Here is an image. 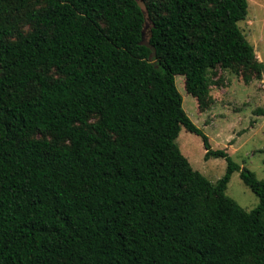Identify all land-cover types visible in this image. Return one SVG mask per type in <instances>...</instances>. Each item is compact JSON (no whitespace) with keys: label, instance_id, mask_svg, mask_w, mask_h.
<instances>
[{"label":"trees","instance_id":"obj_1","mask_svg":"<svg viewBox=\"0 0 264 264\" xmlns=\"http://www.w3.org/2000/svg\"><path fill=\"white\" fill-rule=\"evenodd\" d=\"M248 12L0 0V264H264V179L212 147L176 83L202 104L218 68L260 77ZM183 126L227 160L216 183L180 150ZM235 171L251 210L226 192Z\"/></svg>","mask_w":264,"mask_h":264},{"label":"rangeland","instance_id":"obj_2","mask_svg":"<svg viewBox=\"0 0 264 264\" xmlns=\"http://www.w3.org/2000/svg\"><path fill=\"white\" fill-rule=\"evenodd\" d=\"M239 25L264 63V0H249L248 15ZM242 73L222 68L211 73L210 93L202 104L187 92L184 75H177L176 83L183 95L184 109L208 135L212 147L226 148L242 168L247 167L264 179V72L260 77L253 76L249 83ZM177 144L193 168L213 183L225 174L227 160H206L202 138L184 126ZM226 192L246 210L259 204V197L244 183L240 171L233 173Z\"/></svg>","mask_w":264,"mask_h":264},{"label":"water","instance_id":"obj_3","mask_svg":"<svg viewBox=\"0 0 264 264\" xmlns=\"http://www.w3.org/2000/svg\"><path fill=\"white\" fill-rule=\"evenodd\" d=\"M145 34H146V30H143V37H145Z\"/></svg>","mask_w":264,"mask_h":264}]
</instances>
